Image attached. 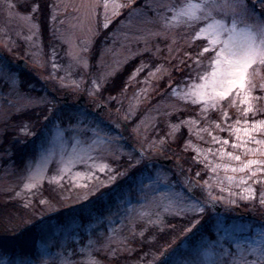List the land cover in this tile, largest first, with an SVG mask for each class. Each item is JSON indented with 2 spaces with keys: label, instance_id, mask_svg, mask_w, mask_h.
Listing matches in <instances>:
<instances>
[{
  "label": "rangeland",
  "instance_id": "obj_1",
  "mask_svg": "<svg viewBox=\"0 0 264 264\" xmlns=\"http://www.w3.org/2000/svg\"><path fill=\"white\" fill-rule=\"evenodd\" d=\"M184 3L0 0V205L27 206L43 226L57 213L72 217L65 226L54 224L35 258L0 254V264H264L258 203L264 173L241 183L251 171L231 170L264 160V145L254 142L264 141V130L251 132L253 139L241 133L248 148L262 150L255 154L233 148L236 135L229 131L252 127L238 120H264V99H255L264 97V67L253 66L252 104L259 111L245 114L248 105L234 95L222 108L193 103L187 93L204 83L211 55L196 63L209 44L205 33L196 38L203 22L190 28L171 19L169 6ZM22 58L25 66L18 64ZM124 70L126 78H117ZM68 93L75 102H64ZM81 97L95 101L81 108ZM214 136L227 139L223 148L241 161L220 155ZM17 141L22 151L33 146L23 160L14 156ZM120 185L126 189L107 212L89 223L76 216L89 201L97 203L100 190L108 196ZM249 187L255 200L243 198ZM197 204L202 214L192 211ZM171 231L155 256L141 252L143 241L155 243L156 234Z\"/></svg>",
  "mask_w": 264,
  "mask_h": 264
},
{
  "label": "snow or ice",
  "instance_id": "obj_2",
  "mask_svg": "<svg viewBox=\"0 0 264 264\" xmlns=\"http://www.w3.org/2000/svg\"><path fill=\"white\" fill-rule=\"evenodd\" d=\"M257 6L261 9L259 15H257ZM105 7H107V0H105ZM169 7L174 13L171 19L177 24L183 23L191 28L199 27L203 22L204 27L199 28L196 38L200 37V33H205L209 41L208 46L204 47L202 52L198 54L196 63H201L200 56L210 54L209 66L211 71L203 76V84L193 85L192 90L187 93V97H191L193 103H199L203 100L208 107L222 108L221 102L234 95L235 98L242 99V102L248 105L244 109L245 114L259 111L253 108L251 92L256 87L254 80L257 75L253 66L264 67V0H256V2L254 0H185V3L179 7ZM164 19L167 23L168 18L165 17ZM260 87L264 91V84H261ZM255 99L260 100L264 97H256ZM224 118L227 121V112H224ZM236 123L251 124L252 127L229 129L236 135L237 142L232 145L233 148H244L245 154L262 152L260 148H248V142L244 140L241 133L243 132L250 139H253L250 133L264 130V120L252 122L238 120ZM213 139L222 145V148L217 150L220 155L241 161L240 155L227 152L223 148L229 143L227 139L215 136ZM254 142L264 145V141L261 140H254ZM253 165L261 167L252 169ZM105 167L107 166H100L99 170L103 172ZM224 167L230 166L224 165ZM245 169H249L251 174L242 177L241 183L253 179L257 172L264 173V160H247L238 168L231 170L243 172ZM212 170L216 171V168ZM90 178H94V173L90 174ZM235 179V177H228L229 181ZM261 182V180L255 181V183ZM29 186L34 187L35 185ZM245 192L249 194L243 197L244 199H256L254 188H246ZM258 203L264 206V194L260 195ZM192 211L202 214L205 208L197 204L193 206ZM90 264H98V262L92 260Z\"/></svg>",
  "mask_w": 264,
  "mask_h": 264
},
{
  "label": "trees",
  "instance_id": "obj_3",
  "mask_svg": "<svg viewBox=\"0 0 264 264\" xmlns=\"http://www.w3.org/2000/svg\"><path fill=\"white\" fill-rule=\"evenodd\" d=\"M137 60L132 61L131 64L127 65V68H132L136 64ZM15 70L17 69L19 73L24 76L27 74L25 69L14 67ZM185 68H183L184 70ZM128 75L127 71L124 70L121 73H119L117 78L125 79ZM115 78V79H117ZM113 79V80H115ZM63 111L65 109H68V105L62 104ZM95 115V114H94ZM21 143V144H20ZM15 142L14 143V156H17L20 160H23L24 154L28 153L30 150L32 151L33 146H30L27 151L24 150V146L22 142ZM170 146V145H169ZM178 146L181 147L178 143L172 144L169 148L171 151L178 150ZM12 150V149H11ZM18 150V151H16ZM21 151V152H20ZM19 152L21 153L19 156ZM169 152V151H168ZM170 153V152H169ZM175 155H177V152H174ZM129 185V184H125ZM123 187L124 185H120L119 187H116V189L112 190L111 193L106 196H102L104 194V190L102 189L99 192V197H97V203L95 204L93 201H89L85 204L84 208L76 214V216H82L81 220L83 223H89L92 218L95 216L96 213L102 214L100 211H106L110 206H113L111 202L114 200H117L118 196L120 194H123ZM126 189V186L124 187ZM97 196V194H94L92 197ZM85 203V201H84ZM20 206V207H19ZM63 210V209H62ZM71 215L68 216L61 215L60 213H57V216L49 217L45 219L44 226L42 225V222H40V217L37 213V211L29 209V207L24 205H19L16 202L14 205L9 206L7 210L3 207V204L0 205V254L16 257L21 256L26 260H30L36 257L38 251H39V243L43 239H45L46 235L51 233L53 230L54 224L56 226H65L70 223ZM182 219V218H180ZM175 231L171 233H158L157 235V242L153 243L151 242H144L142 245V251L147 248L148 252L153 254V256L156 255L157 250L160 249L161 246H164L167 241V239L170 238V236L174 235ZM165 238V239H164ZM164 241H161L163 240ZM163 244V245H162ZM120 260L118 261V263ZM126 264V263H124ZM130 264V262H129Z\"/></svg>",
  "mask_w": 264,
  "mask_h": 264
},
{
  "label": "water",
  "instance_id": "obj_4",
  "mask_svg": "<svg viewBox=\"0 0 264 264\" xmlns=\"http://www.w3.org/2000/svg\"><path fill=\"white\" fill-rule=\"evenodd\" d=\"M26 63H27V61L25 59H23V58L18 59V64L20 66H25ZM83 101H84V97H81V99H79V104L81 106H83ZM170 161H171V159L168 158V159L162 160V163H164L165 165H168L170 163ZM217 211L220 212V207H217ZM246 215H247V217H251L250 213H247Z\"/></svg>",
  "mask_w": 264,
  "mask_h": 264
},
{
  "label": "flooded vegetation",
  "instance_id": "obj_5",
  "mask_svg": "<svg viewBox=\"0 0 264 264\" xmlns=\"http://www.w3.org/2000/svg\"><path fill=\"white\" fill-rule=\"evenodd\" d=\"M67 97H68V98L63 97V98H64L63 100H64V102H65L66 104H70V103L76 101V100H75L76 98H75V96H74L73 93H68V94H67ZM90 101L94 102L95 99L88 100L87 97H86V99H84V101H83L85 104H83V105H84V106H89V102H90ZM84 106H80V107L82 108V107H84Z\"/></svg>",
  "mask_w": 264,
  "mask_h": 264
}]
</instances>
